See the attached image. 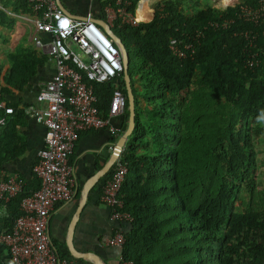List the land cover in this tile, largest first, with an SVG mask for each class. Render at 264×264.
Here are the masks:
<instances>
[{
  "label": "trees",
  "instance_id": "trees-1",
  "mask_svg": "<svg viewBox=\"0 0 264 264\" xmlns=\"http://www.w3.org/2000/svg\"><path fill=\"white\" fill-rule=\"evenodd\" d=\"M138 1L120 5L134 13ZM187 1L161 0L148 20L150 0H144L138 7L143 20L116 18L112 27L128 53L135 112L120 153L127 169L118 197L131 216L120 255L133 264H246L244 257L255 264L264 260V192L254 175V141L264 132V22L237 14L240 5L255 0L225 8L190 0L186 9ZM99 2L102 18L105 5L117 6L115 0ZM6 10L28 13L30 3L0 0V27L11 30L15 18ZM245 31L258 48L251 63ZM8 58L5 69L0 65V100L12 112L0 108V171L27 146L28 114L4 95L24 90L48 62L45 53L26 46L15 47ZM121 78L124 85L123 71ZM93 86L104 111L112 88ZM128 112L126 98L124 121ZM24 182L23 191L5 203L0 231L20 214V199L39 186L34 172ZM2 249L0 264H13Z\"/></svg>",
  "mask_w": 264,
  "mask_h": 264
},
{
  "label": "built area",
  "instance_id": "built-area-1",
  "mask_svg": "<svg viewBox=\"0 0 264 264\" xmlns=\"http://www.w3.org/2000/svg\"><path fill=\"white\" fill-rule=\"evenodd\" d=\"M26 1L30 3L28 13L6 12L15 18V23L25 26L26 40L53 60L54 69L47 80L38 84L34 102L23 106L24 112L44 127L43 145L37 150L32 166L39 186L20 199V214L8 230L0 231V245L4 246L13 264H69L52 244L48 220L56 203L70 201L74 197L76 177L71 155L79 134L106 129L113 138L109 146L113 148L115 140L124 131V120L119 121L126 107L121 52L108 32L94 20L100 16L99 11L94 13L89 8L82 16H73L61 9L56 0ZM115 3L116 7L109 3L103 8V19L111 31L116 18L122 23L140 21L136 19L135 11L127 12L125 6L120 5V0H115ZM236 3L239 0L223 3L219 8ZM237 14L253 24L263 23L264 0H255L253 6L240 5ZM244 34L249 46L246 49L247 61L251 63L250 58L257 53V43L248 31ZM174 42L170 41V47L177 51ZM178 53L181 54L180 51ZM94 83H105L112 88L104 111L97 106ZM0 108H4L5 113L12 112V106H6L2 100ZM3 119L4 115L0 116V123ZM126 169L119 156L103 181L99 194V200L110 209L111 216L121 221L131 219L129 213L121 210L123 204L118 197ZM24 184L18 173L0 179L2 212L9 197L21 193ZM123 241L121 229L107 239L108 244L119 249ZM118 264L133 262L119 254ZM255 264H264V260Z\"/></svg>",
  "mask_w": 264,
  "mask_h": 264
},
{
  "label": "crops",
  "instance_id": "crops-1",
  "mask_svg": "<svg viewBox=\"0 0 264 264\" xmlns=\"http://www.w3.org/2000/svg\"><path fill=\"white\" fill-rule=\"evenodd\" d=\"M60 1L68 13L73 16H82L89 8L97 13L101 6L99 0ZM140 1L137 3L136 13H138ZM151 2L152 0H150V4ZM143 18L145 17L143 16ZM25 29L23 24L16 21L12 34L13 29L10 31L7 29L8 33L3 31L8 34H2L3 37L0 39L2 40L0 51L5 50L3 56L0 54V65L3 66V69L9 63L8 52L17 47L19 41L27 35ZM5 61L8 63L6 64ZM53 69L54 62L48 58V62L39 68L38 73L31 78L28 87L22 91L13 90L10 94L4 95V98L17 102L19 107L33 103L38 84L47 80L53 73ZM122 120L119 121L122 122ZM126 125L127 121H124V129ZM23 131L27 140L25 152L13 161L4 164L0 172L6 176L11 173H18L24 179H29L33 173L32 166L36 159V152L43 145L44 127L28 115L27 124ZM112 140L113 138L106 129L82 131L79 134L71 155L76 177L74 197L70 201L56 203L49 217L48 232L52 244L60 257L66 259L69 264H94L89 258L77 254L79 252L96 254L102 264H118L119 262L120 249L108 244L107 239L117 229L127 230L128 222L114 219L110 214V209L99 200L103 184L102 179L108 172H111L112 167L99 179L97 178L94 182L91 181L93 175L100 171L109 160L112 153V148L109 146ZM80 201L82 203L77 211ZM1 213H3L2 208H0ZM69 234L72 250L67 242ZM2 256L7 259L5 249H2Z\"/></svg>",
  "mask_w": 264,
  "mask_h": 264
},
{
  "label": "water",
  "instance_id": "water-1",
  "mask_svg": "<svg viewBox=\"0 0 264 264\" xmlns=\"http://www.w3.org/2000/svg\"><path fill=\"white\" fill-rule=\"evenodd\" d=\"M58 6L63 9L64 11L68 12V10H66V8L63 6V4L61 3L60 0H56ZM96 21L97 24H99L106 32H108V34L113 38V40L117 43V45L120 48V52H121V64L123 67V80H124V86H125V94H126V98H127V109H128V119H127V125L124 129V131L118 136V138L115 140L114 146L112 148V153L110 155L109 160L103 165V167L100 169V171H98L97 173H95V175H93L91 181L94 182V180H96L97 178L99 179L102 174L106 173V171H108L114 161L119 158L120 153L123 149L124 143L128 137V135L131 133L133 127H134V116H135V112H134V95L132 92V88L130 85V77L128 75L127 72V67H128V53L123 45V43L121 42L120 38L113 32L110 30V28L108 27L107 23L105 22V20L101 17H95L94 19ZM82 202L80 201V203L78 204L77 207V211L80 208V204ZM78 213V212H77ZM69 236L67 238V242H68V246L69 248L72 250V246L70 244L69 241ZM75 253V252H74ZM80 256L89 258L90 260L93 261L94 264H102L99 257L92 253V252H79L77 253Z\"/></svg>",
  "mask_w": 264,
  "mask_h": 264
},
{
  "label": "rangeland",
  "instance_id": "rangeland-1",
  "mask_svg": "<svg viewBox=\"0 0 264 264\" xmlns=\"http://www.w3.org/2000/svg\"><path fill=\"white\" fill-rule=\"evenodd\" d=\"M159 1H161V0H152V2L150 4L151 15H150L148 20L151 19L152 15H153V11H154V6ZM200 1H201V4L207 3V4H210L211 6L219 8L223 3H229L230 1H233V0H224V1H222V0H200ZM189 4H190V0L187 1V4H185L186 9H188ZM3 28H5V27H0V39H2L1 37H3L2 34L8 35L7 34L8 28L7 29H3ZM12 29H11L12 30L11 34L14 32V26ZM3 31H5V32L7 31V33H4ZM1 41L2 40H0V42ZM3 42H4V40H3ZM7 42H8V40H7ZM0 46H1V43H0ZM18 46L19 47L26 46V47H29L32 49H36V48H34L32 43H30L29 41L26 40L25 36L23 37V39H21L19 41ZM4 53H5V50L0 51L1 56H3ZM5 63L7 64L8 62L5 61ZM254 144H255V149H256V162H257L256 168L254 170V175L256 176L255 183H256L257 189L264 192V132L261 133L255 139ZM236 203L240 204L241 199H238L236 201ZM241 261L246 263V264H250L248 257H244L243 259H241Z\"/></svg>",
  "mask_w": 264,
  "mask_h": 264
},
{
  "label": "bare ground",
  "instance_id": "bare-ground-1",
  "mask_svg": "<svg viewBox=\"0 0 264 264\" xmlns=\"http://www.w3.org/2000/svg\"><path fill=\"white\" fill-rule=\"evenodd\" d=\"M222 1H224V0H222ZM142 3L145 4L144 0L140 1V4H142ZM139 14H144V13H141L140 9L138 8V13L135 12V17H136L137 20H143V19L140 18V17H143V16H141Z\"/></svg>",
  "mask_w": 264,
  "mask_h": 264
},
{
  "label": "clouds",
  "instance_id": "clouds-1",
  "mask_svg": "<svg viewBox=\"0 0 264 264\" xmlns=\"http://www.w3.org/2000/svg\"><path fill=\"white\" fill-rule=\"evenodd\" d=\"M141 21V20H140ZM128 222V221H127Z\"/></svg>",
  "mask_w": 264,
  "mask_h": 264
}]
</instances>
